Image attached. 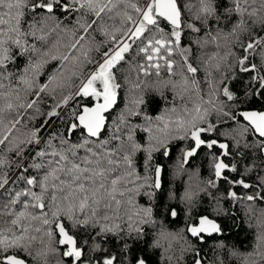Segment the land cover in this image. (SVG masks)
<instances>
[{
    "label": "snow or ice",
    "instance_id": "1",
    "mask_svg": "<svg viewBox=\"0 0 264 264\" xmlns=\"http://www.w3.org/2000/svg\"><path fill=\"white\" fill-rule=\"evenodd\" d=\"M0 264H264V0H0Z\"/></svg>",
    "mask_w": 264,
    "mask_h": 264
},
{
    "label": "trees",
    "instance_id": "2",
    "mask_svg": "<svg viewBox=\"0 0 264 264\" xmlns=\"http://www.w3.org/2000/svg\"><path fill=\"white\" fill-rule=\"evenodd\" d=\"M179 226H180L179 222H177V224L174 225V227H179ZM250 236H251V233L247 229H244V230H241L238 235L232 236L231 241L237 243L238 245L241 242L247 241V243H245V247H247L250 244Z\"/></svg>",
    "mask_w": 264,
    "mask_h": 264
}]
</instances>
